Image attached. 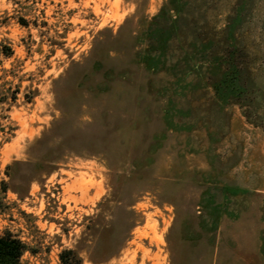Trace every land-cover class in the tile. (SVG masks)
<instances>
[{"label": "rangeland", "instance_id": "rangeland-1", "mask_svg": "<svg viewBox=\"0 0 264 264\" xmlns=\"http://www.w3.org/2000/svg\"><path fill=\"white\" fill-rule=\"evenodd\" d=\"M167 1L0 0V232L24 264H264V0H177L173 23ZM237 70L244 107L219 94Z\"/></svg>", "mask_w": 264, "mask_h": 264}, {"label": "trees", "instance_id": "trees-1", "mask_svg": "<svg viewBox=\"0 0 264 264\" xmlns=\"http://www.w3.org/2000/svg\"><path fill=\"white\" fill-rule=\"evenodd\" d=\"M178 1L177 0H168L165 2L159 12L155 14L153 17L156 18L159 15L166 16V19L169 20L170 23H173L174 20L170 16V11H178ZM0 54L4 57H9L12 54V50L9 46H3L0 48ZM237 70L236 76H233V79L230 81L227 80L226 77L222 78L219 81V94L220 92H230L234 99L236 100L239 106L244 107L245 105L242 101L246 100L248 97V87L250 86L249 82H246L245 79L242 78V75ZM16 92L12 94V101L16 100ZM229 94V93H228ZM24 99L26 102H32V97L24 95ZM3 100H0L2 102ZM245 117L250 119V114L246 111H243ZM51 131V129H50ZM49 131V132H50ZM46 134H42L40 138H38L37 142L42 143ZM11 168V164H7L6 166V175L10 176L9 172H7ZM55 166H48L47 170L51 172ZM0 191L2 193H6L7 190H11L6 182L2 180L0 182ZM29 251L33 254L32 250H30L27 244L20 240L17 236L12 234L9 230H4L0 232V264H24L21 257L24 252ZM60 264H80V258L78 254L71 248L62 249L59 254Z\"/></svg>", "mask_w": 264, "mask_h": 264}]
</instances>
